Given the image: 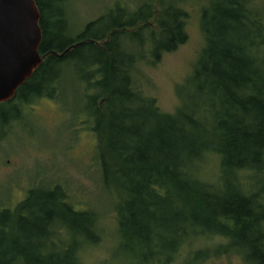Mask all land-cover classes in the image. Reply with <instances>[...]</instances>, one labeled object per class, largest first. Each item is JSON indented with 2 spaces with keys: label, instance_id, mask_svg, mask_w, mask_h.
Listing matches in <instances>:
<instances>
[{
  "label": "trees",
  "instance_id": "1",
  "mask_svg": "<svg viewBox=\"0 0 264 264\" xmlns=\"http://www.w3.org/2000/svg\"><path fill=\"white\" fill-rule=\"evenodd\" d=\"M35 1L41 15L39 52L46 57L17 88L15 99L0 103V127L8 122L9 113L18 110V103L52 97L63 71L75 59L82 60L89 70L83 69L80 79L97 92L90 97L96 117L93 131L102 183L119 197L115 210L123 247L143 250L147 264L161 254L155 245L169 242L167 263L192 235L217 234L229 239V246L246 262L264 264L262 195L248 194L236 182L240 171L264 169L261 10L250 6V0L209 1L201 14L206 45L192 74L178 87L180 105L174 113H165L153 98L134 88L130 70L145 57L140 53L145 30L155 28L149 32L153 62L186 41V14L175 0H158L163 9L156 10L155 0H143L130 16L121 10L122 19L109 25L106 16L101 17L75 37L66 0ZM102 24L105 29L93 33ZM106 31L110 39L102 43ZM135 35L140 50L130 52L126 47ZM79 41L84 43L62 57L51 53H62ZM209 152L220 158L217 184L229 181L226 191L227 185L213 189L212 183L194 175ZM60 190L56 186L40 199L31 193L15 210L0 212V264H80V244L98 241L96 215L76 211L65 195H58ZM63 226L71 240L54 241L53 233Z\"/></svg>",
  "mask_w": 264,
  "mask_h": 264
},
{
  "label": "rangeland",
  "instance_id": "2",
  "mask_svg": "<svg viewBox=\"0 0 264 264\" xmlns=\"http://www.w3.org/2000/svg\"><path fill=\"white\" fill-rule=\"evenodd\" d=\"M209 1H174V5L186 14L183 30L187 39L175 50L163 52L158 62H153L151 57L153 43L149 32L155 30L154 27L143 32L141 50L136 35L126 47L130 52L140 50L145 55L130 70L134 88L143 96L153 98L162 112L174 113L180 105L178 87L192 74L206 45L201 14ZM139 3L143 0H66L64 7L72 28L71 36L83 32L88 23L101 17L106 16L105 24L108 25L121 20V10L130 16ZM154 4V10L163 7L158 0ZM250 6L264 15V0H250ZM140 26L137 25L135 31ZM104 29L102 24L92 31L99 33ZM108 33H104L105 38ZM69 65L52 97H35L24 104L18 103V110L9 113L8 122L0 127V212L15 210L32 194L33 198L40 199L45 191L60 186L58 195H65L76 211H93L96 215L98 241L80 244L77 251L80 264H145L143 250L132 246L124 248L120 242L115 210L119 197L115 190L106 189L102 183L98 139L93 131L96 117L90 100L97 92L88 87V81L85 85V80L80 79L82 70L87 68L82 60L75 59ZM95 101L98 105L100 98ZM220 165L219 156L209 152L202 157L194 175L203 182L212 183L213 189L223 190L227 185L226 191L229 181L217 184L221 181ZM236 182L248 194L260 193L264 201V169L261 172L240 171ZM32 209L41 214L38 207ZM57 231L52 236L54 241L71 240L66 226ZM78 237L83 238L82 235ZM229 244V239L217 234L197 238L192 235L181 242L167 263L164 261L169 242L155 245L161 254L147 264H250ZM199 253L203 255L196 259Z\"/></svg>",
  "mask_w": 264,
  "mask_h": 264
},
{
  "label": "water",
  "instance_id": "3",
  "mask_svg": "<svg viewBox=\"0 0 264 264\" xmlns=\"http://www.w3.org/2000/svg\"><path fill=\"white\" fill-rule=\"evenodd\" d=\"M40 19L35 0H0V103L12 99L46 57L39 52ZM83 43L51 53L62 57Z\"/></svg>",
  "mask_w": 264,
  "mask_h": 264
},
{
  "label": "flooded vegetation",
  "instance_id": "4",
  "mask_svg": "<svg viewBox=\"0 0 264 264\" xmlns=\"http://www.w3.org/2000/svg\"><path fill=\"white\" fill-rule=\"evenodd\" d=\"M109 39H110V32H109V34H107V38L104 39V40H102V43H106V42H108ZM79 42H81V41H79ZM76 43H78V42H76ZM15 97H16V93H15V96H14L12 99H10V100L8 101V103L11 102V101H13V100L15 99Z\"/></svg>",
  "mask_w": 264,
  "mask_h": 264
}]
</instances>
